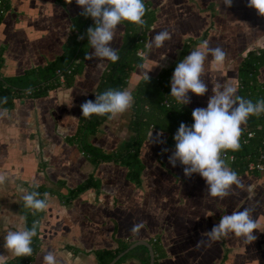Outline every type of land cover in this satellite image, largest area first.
<instances>
[{
  "label": "crops",
  "instance_id": "obj_1",
  "mask_svg": "<svg viewBox=\"0 0 264 264\" xmlns=\"http://www.w3.org/2000/svg\"><path fill=\"white\" fill-rule=\"evenodd\" d=\"M150 1L157 17L148 31L145 60L133 69L124 90L133 96L145 71L152 68L148 75L153 76L172 66L187 43L184 57L197 48L205 50L207 43L222 48L226 60L217 66L209 54L202 76L208 91L203 96L189 91L187 105L192 110L207 108L215 83L233 84L238 95L243 57L250 49L264 47V16L249 7V0H232L231 7L223 0ZM81 11L76 0L71 4L67 0H10L0 21L1 74H21L55 59L69 38L73 18ZM164 30L171 39L162 48H149L156 33ZM124 33L122 22L112 42L118 53ZM93 51L90 46L87 55ZM86 56L84 69L71 85L55 86L39 96L24 93L11 107L0 103V112L7 110L0 118V175L9 178L0 185V264L17 257L4 247V236L9 230L26 228L22 197L41 184L54 192H47L41 244L30 264H43L48 251L55 253L58 264H97L100 248H115L120 240L151 242L155 237L164 248L159 264H264V231L259 229L254 230L257 238L250 244L234 234L218 242L197 243L223 215L245 208L264 230V172L237 173L245 188L233 185V194L220 199L207 193L208 185L199 173L188 177L186 166L170 163L176 143H171L168 130L154 127L149 131L140 152L145 163L140 182L128 177L124 164H95L70 140L78 128L81 104L95 98L109 63ZM259 77L264 80V66ZM131 117L130 108L109 118L88 140L107 151L115 150L134 135ZM226 163L232 170L231 161L226 159ZM89 176L98 183L67 200L71 189ZM134 224L142 225L135 234L131 231ZM121 264L142 262L130 256Z\"/></svg>",
  "mask_w": 264,
  "mask_h": 264
},
{
  "label": "trees",
  "instance_id": "obj_2",
  "mask_svg": "<svg viewBox=\"0 0 264 264\" xmlns=\"http://www.w3.org/2000/svg\"><path fill=\"white\" fill-rule=\"evenodd\" d=\"M144 3L146 7V13L143 17L146 22L145 26L141 28L129 21L123 22L125 24V33L118 53L120 59L116 63L109 61L101 75L96 94L103 93L109 89L124 90L133 69L145 60L144 53H139V50L143 49V52H145L148 31L155 22L157 15L156 9L150 0H144ZM9 6L10 0H0V21ZM80 13L73 18L69 38L62 52L55 59L43 66L27 69L21 74L3 76L0 71V103L2 106L11 107L15 98L24 93L39 96L46 94L49 89L55 86L71 85L74 82L76 74L84 69V58L91 46L88 44L87 29L95 26V21L91 17H84ZM188 48L189 43L184 46L179 59L172 66L162 69L157 75L149 76V81L143 78L138 83L133 93L132 117L129 122V127L134 132L131 138L120 143L115 150L107 151L101 146L90 142L88 137L96 133L101 124L109 119V116L93 114L90 119H86L81 114L78 128L70 137V140L78 143L95 164L101 161L119 162L128 167V177L131 180L140 182L141 173L145 168L140 152L149 131L154 127L168 130L171 136V143H176L174 136L180 124L184 123L191 126L194 123L193 110L187 104L178 103L171 96L170 85L173 72L180 60L186 55ZM3 60V50L0 49V69ZM263 66L264 47L250 49L239 66V96L249 99L253 103L264 99V80L259 77ZM62 76H64V79H61ZM28 90L31 92H28ZM5 98H7L6 102H4ZM95 99L96 96L93 101ZM249 131L254 132L250 137L248 136ZM244 138H248V141H244ZM240 145L241 147L238 151L228 150L236 156L235 160L231 162L232 170L236 173L246 170L260 172L257 169H251L250 162H264V114L259 117H249L246 128L242 130ZM97 183L98 179L89 176L71 189L67 200ZM32 191H38L40 198H43L44 193L54 192V189L41 184L31 187L28 193ZM22 210L26 218V228L31 229L34 222H39L38 235L33 238L31 245L33 253L31 256L16 257L5 264H30L40 248V223L45 211L36 212L34 215L31 209L22 207ZM133 242L134 240H120L119 245L115 248L98 249L96 251L98 256L97 264H107L114 256ZM151 243L155 250V264H159L158 258L164 253V248L156 237L151 240ZM130 256L138 257L142 264H151L150 250L145 244H138L131 248L115 264H121Z\"/></svg>",
  "mask_w": 264,
  "mask_h": 264
},
{
  "label": "clouds",
  "instance_id": "obj_3",
  "mask_svg": "<svg viewBox=\"0 0 264 264\" xmlns=\"http://www.w3.org/2000/svg\"><path fill=\"white\" fill-rule=\"evenodd\" d=\"M67 2L71 4L72 0ZM76 3L83 9L80 15L91 17L95 21V26L87 29L88 44L94 51L88 54L86 59L96 57L112 63L118 62L120 59L118 50L112 47L118 25L129 21L143 28L146 23L143 19L146 13L144 0H76ZM223 3L228 7L232 6V0H223ZM249 7H254L261 16H264V0H249ZM170 39L171 35L167 30L157 32L148 47L162 48L165 41ZM204 48L205 50L200 48L193 50L174 70L171 96L182 105L191 102L189 91L201 96L208 91L202 76L209 54L217 66L223 65L226 60L227 54L222 48H211L207 43ZM140 67L143 69L144 66ZM151 69L144 73L146 81L150 79L148 72ZM212 91L214 95L209 98L207 108L198 107L193 110L194 123L191 126L180 124L174 136L175 151L169 157V161L173 166H176L177 161L186 166L184 172L188 177L193 173H199L206 180L207 193L214 198L224 199L233 194V185L240 189H244L245 186L238 174L230 169L222 157V152L227 150L235 152L240 149L242 125L247 124L250 116L259 117L264 114V99L253 103L237 95V88L227 82L215 83ZM133 102L130 92L109 89L96 94L95 101L87 100L80 107L86 119H90L93 114L114 118L128 111ZM69 106L71 107L72 103ZM6 115L7 110L0 112V118ZM8 180L7 176L0 175V185ZM22 199L23 207L33 210L34 215L48 207L47 193L40 198L38 191H32L23 195ZM38 223L34 222L31 229L7 231L4 236V247L17 257L31 256L33 238L38 235ZM141 227V224H134L131 231L135 234ZM256 229L264 231L260 229L258 221L253 219L250 209L245 208L223 215L217 225L210 231L202 233V239L197 243L199 246L218 242L234 234L250 244L257 238L253 234ZM43 264H58L53 251H48L44 255Z\"/></svg>",
  "mask_w": 264,
  "mask_h": 264
},
{
  "label": "water",
  "instance_id": "obj_4",
  "mask_svg": "<svg viewBox=\"0 0 264 264\" xmlns=\"http://www.w3.org/2000/svg\"><path fill=\"white\" fill-rule=\"evenodd\" d=\"M138 244H145L148 246L151 255V264H155V250L152 243L148 240H136L132 244H130L126 249L118 253L114 256L107 264H115L121 256H123L126 252H128L131 248L137 246Z\"/></svg>",
  "mask_w": 264,
  "mask_h": 264
},
{
  "label": "built area",
  "instance_id": "obj_5",
  "mask_svg": "<svg viewBox=\"0 0 264 264\" xmlns=\"http://www.w3.org/2000/svg\"><path fill=\"white\" fill-rule=\"evenodd\" d=\"M139 53L143 54L144 53L143 49H140ZM61 79H64V76H62ZM28 92H31V91L28 90ZM253 134H254L253 131H249L248 132V136L249 137L252 136ZM244 141H248V138H244ZM262 156H263V154H262ZM222 157L227 159V160H229V161H231V162L233 160H235V158H236V156L233 153L229 152L228 150L226 152H222ZM250 168L251 169H257L260 172H264V162H262V161H252V162H250Z\"/></svg>",
  "mask_w": 264,
  "mask_h": 264
}]
</instances>
